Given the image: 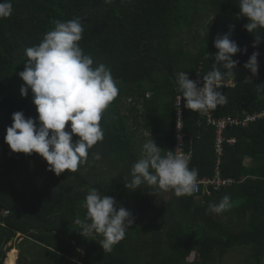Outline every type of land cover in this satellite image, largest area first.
<instances>
[{
	"label": "trees",
	"instance_id": "16d2710c",
	"mask_svg": "<svg viewBox=\"0 0 264 264\" xmlns=\"http://www.w3.org/2000/svg\"><path fill=\"white\" fill-rule=\"evenodd\" d=\"M11 2L12 14L0 19V264H5L7 245L12 244L10 251L19 234L29 246L20 247L16 264H35L30 258L36 256L46 264H188L193 253L197 258L191 264H211L216 255L222 259L239 247L249 251L254 264H263L264 117L246 127L228 128L225 138L234 137L235 143H225L219 157L215 129L182 100L184 132L193 138L189 167L198 169L203 179L214 176L220 161L222 177L236 183L198 200L125 186L144 142L152 138L162 155L175 149L176 101L181 96L177 74L187 71L189 78L203 80L218 51L213 40L230 26L231 38L247 52L233 57L239 63L227 80L233 79L235 86L220 89L227 103L210 111L216 118L264 113V39L252 47L254 36L264 35V29L246 31L248 20L240 18L239 0ZM76 17L84 29L80 47L93 58V67L104 64L111 69L119 93L102 113L104 138L89 149L88 162L75 173L65 170L57 176L38 154L11 152L4 136L14 112L37 116L31 90L24 98L19 92L25 48L38 45L54 21ZM207 26L208 37L201 36ZM254 51L260 53L256 76L243 67ZM93 153L101 160L94 161ZM248 159L251 163L245 165ZM92 188L127 205L134 217L110 253L98 244L102 236L84 238L74 223L77 216L84 217L81 205ZM224 195L231 197L232 207L221 214L208 212L209 204Z\"/></svg>",
	"mask_w": 264,
	"mask_h": 264
},
{
	"label": "clouds",
	"instance_id": "9594fccd",
	"mask_svg": "<svg viewBox=\"0 0 264 264\" xmlns=\"http://www.w3.org/2000/svg\"><path fill=\"white\" fill-rule=\"evenodd\" d=\"M12 11L11 0L0 2V19L10 17ZM239 15L247 18L244 28L248 33L264 29V0H239ZM208 26L200 30L201 36L208 37ZM83 32L79 17L54 21V28L44 34L38 45L25 48L24 70L18 73L24 83L19 92L24 98L31 90L37 116L26 117L23 111L14 112L12 124L6 128L4 136L11 152L38 154L47 162L48 170L57 176L65 170L75 173L88 162L89 149L104 138L100 125L102 113L119 93L111 69L104 64L93 67V58L84 54L79 44ZM231 36L230 26L229 32L214 38L213 44L218 51L214 54L213 69L203 75L202 86H198V80H191L187 71L177 74V91L186 109L207 115L210 110L227 103L221 86L237 68L239 61L233 57L247 52V48L242 50ZM254 37L252 47L256 48L264 35ZM259 55L254 51L243 65L252 76L258 73ZM249 81L252 80L243 82ZM74 136L78 138L74 140ZM162 152L152 138L144 142L126 188H146L155 195L172 191L177 197L197 192L199 170L189 167L190 155L175 150H167L163 155ZM92 159L99 161L101 155L93 153ZM81 207L86 210L85 215L83 218L77 216L74 223L84 238L102 236L98 244L103 252L110 253L134 224L129 210L114 197L101 195L95 188L88 191ZM231 207V197L224 195L218 202L209 204L207 211L221 214Z\"/></svg>",
	"mask_w": 264,
	"mask_h": 264
},
{
	"label": "built area",
	"instance_id": "2783aa9c",
	"mask_svg": "<svg viewBox=\"0 0 264 264\" xmlns=\"http://www.w3.org/2000/svg\"><path fill=\"white\" fill-rule=\"evenodd\" d=\"M191 80H198V86H202L203 80L201 77L193 78ZM235 82L234 80H226L223 82L221 87H234ZM176 109H177V126H176V140L177 144L175 146V151L181 153V154H187L190 155V162L193 157V151L190 149L188 151V144H191L192 137L188 136L184 132L183 128V102L181 96L177 97L176 101ZM206 116L207 125L209 127H212L215 129L216 133V152L218 156L220 157L223 153V148L225 143L233 145L235 143V138H225V131L228 128L231 127H246L250 123H253L257 121L258 119H261L264 117V113L259 114H252V115H246L244 118H238L234 116H225L222 118H216L211 111ZM178 148V149H177ZM218 166L215 169V174L213 177H204L203 179L198 178V191L193 193L192 195H185V196H191L195 199H202L205 196H211L213 192H220L222 189L232 186L236 183V180L234 178H224L222 177L221 170ZM190 166V164H189Z\"/></svg>",
	"mask_w": 264,
	"mask_h": 264
},
{
	"label": "rangeland",
	"instance_id": "374dc122",
	"mask_svg": "<svg viewBox=\"0 0 264 264\" xmlns=\"http://www.w3.org/2000/svg\"><path fill=\"white\" fill-rule=\"evenodd\" d=\"M29 93L32 94V92H29ZM250 163L251 162L249 159L245 161V165H250ZM165 198L169 200L171 198V192L166 193ZM125 208H127V205H125ZM4 214H7V213L5 212ZM19 235L14 240V246L11 247L10 251H9V248H10V245L12 244L9 243L6 247V249L8 250V253H7L6 260H5V264H16L17 263L16 261L18 260L19 253H20V247L26 248L29 246V243L23 242V237L19 238ZM37 257L38 256L30 258V259L31 261L33 260L35 264H46V263H43V261L39 262ZM195 257L196 255L195 253H193L188 260L189 261L188 264H191L190 262L195 260ZM211 264H254V262L249 254V251L244 248L239 247V248H236V250L234 249V251H230L222 259H219L218 255H216L215 260L213 259Z\"/></svg>",
	"mask_w": 264,
	"mask_h": 264
}]
</instances>
